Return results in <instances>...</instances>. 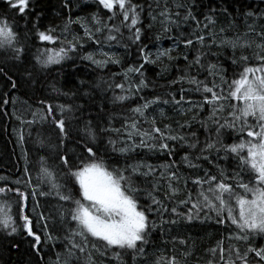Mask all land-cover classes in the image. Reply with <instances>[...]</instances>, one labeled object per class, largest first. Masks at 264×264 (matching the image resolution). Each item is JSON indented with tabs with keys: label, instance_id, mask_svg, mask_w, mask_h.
I'll return each mask as SVG.
<instances>
[{
	"label": "trees",
	"instance_id": "trees-1",
	"mask_svg": "<svg viewBox=\"0 0 264 264\" xmlns=\"http://www.w3.org/2000/svg\"><path fill=\"white\" fill-rule=\"evenodd\" d=\"M133 2L143 5L141 23L137 25L141 28V38L134 44L127 39L128 31L122 29L125 48L114 41H104V32L96 33L93 40L84 35L85 28L95 32L94 16L102 22L113 23L108 21L111 13L98 0H30V10H26L23 17L9 8L5 0H0V18L6 17L10 24H14V30L19 34V46L23 48L18 59L10 49H0V101L5 98L9 101L7 105L0 103V187L19 188L27 192L29 199L25 214L35 207L37 213L47 218V231L53 236L51 241H46L40 232L42 243L37 254L32 247V238L19 229L22 221L19 219L18 197L14 192L0 197V207L7 201L18 227V231L11 234L10 230L0 227V264H66V261L69 264H157V261L166 264L165 258L172 256L180 264H209V261L226 264L230 259H236L234 254L230 255V248L243 253L249 247H264V235L241 232L227 219L218 223L216 214L207 209L200 212L198 219L191 220L171 213L172 207H177L179 213H186L190 205H180V201L187 199L189 194L193 201L196 200L200 189L193 184V180L205 178V173L233 185L241 180L247 182V169L240 165L235 154L226 153L223 148L206 147L207 143H215L217 139L225 146L247 139L239 121L235 122V127L222 128L219 137L216 135L217 121L224 123L230 120V106L236 102L223 100L222 107L214 112L212 106L204 102V97L210 98V94L197 91V85L190 84L188 79L195 77L209 87L214 81L224 88L227 95L228 84L243 66H260L259 57L264 56V46H261L264 45V0ZM165 8L168 10L167 18L160 15ZM189 11L195 20L191 17L184 19ZM119 19L118 16L117 23ZM170 20L176 23H170ZM49 29L55 42L40 41L37 30L47 32ZM199 35L205 37L203 44L196 39ZM187 38L193 40L192 45H185ZM97 39L101 43H96ZM69 41H78L77 47L75 51L68 52L60 63L44 67L37 62V57L45 50H58L66 47ZM229 41L236 42L237 47L233 48ZM140 47L156 62L144 64L141 69L147 86L128 93L116 85L124 84L125 89L129 86L135 89L139 85L140 75L135 72L126 74V69L144 63ZM165 50L170 51L157 59V55ZM103 52L114 54L120 63L97 67L92 61L84 59L89 53L95 59H103ZM197 55L201 57L200 64L194 63ZM242 56L248 57V60H241ZM210 65H216L211 75L208 71ZM12 81L16 85L14 88ZM120 95H129V99L119 101L116 97ZM181 96L184 99L179 104L172 99L180 100ZM155 97H159L160 102L152 104L145 116L149 119L155 117L156 126L161 129L165 125L170 126L172 134L183 135L185 141H167L173 149L171 155L167 151H150L146 147L121 153L119 149L125 147L123 142L127 141V125L135 116L131 109ZM164 100L169 102L165 104ZM48 104L53 106L54 114L58 105L66 109L71 107V112H64L67 139L60 136L50 118H44ZM89 126L96 132L95 141L86 134ZM148 126L143 124L145 128ZM192 132L196 133L194 138ZM191 143H195L196 147L190 148L188 145ZM84 144L92 146L97 156L112 167L140 164L152 165L155 169L151 175L144 176L141 173L147 168L141 167L132 176L134 184L140 188L138 203L145 208L151 206L152 211L146 212V215L150 223L155 222L156 225L149 232L144 253L138 254L134 261L132 254L126 250L120 251L119 262L112 252L101 255L104 251L102 242L95 238H89L84 253L77 252L71 258L68 256L64 237L75 227L67 215L70 205L60 201L47 183L38 180L40 161L43 159L50 169L57 170L59 183L64 189H70L74 198H79L78 185L63 170L58 156L68 155L71 162L83 153ZM162 165L172 167L162 168ZM25 168L31 178L30 185L25 183ZM171 172L176 175V179L171 181L172 187L178 190L176 195H172L169 189L168 176ZM17 180L19 184L15 183ZM32 189H36L35 202L31 196ZM149 193L169 211H157ZM61 211L64 212L63 220ZM171 220L176 222L171 223ZM33 223H36L35 219ZM40 227L42 225L34 230L39 231ZM242 236L247 238L240 239ZM220 247L224 249L223 261L220 260ZM211 249H217L215 255ZM249 260L252 261L251 254Z\"/></svg>",
	"mask_w": 264,
	"mask_h": 264
},
{
	"label": "snow or ice",
	"instance_id": "snow-or-ice-1",
	"mask_svg": "<svg viewBox=\"0 0 264 264\" xmlns=\"http://www.w3.org/2000/svg\"><path fill=\"white\" fill-rule=\"evenodd\" d=\"M5 3L9 8L16 10L17 14L22 17L26 10H30V0H5ZM98 3L111 13L108 21H113V23L102 22L94 16L93 20L96 24L95 32L93 33L88 28H85L84 31V35L89 40H93L96 33L104 32V41H114L117 44H122V41L125 39L122 29H126L129 33L128 40L134 44L140 41L141 28L137 25L141 23L140 15L143 11V5L134 3L133 0H98ZM160 15L167 18V8ZM176 15L178 16L179 13H176ZM118 16L120 19L117 23L116 19ZM189 17L195 20V17L191 16L190 11L184 19L187 20ZM170 23H176V21L170 20ZM51 31V29L47 32L37 30L36 34L40 41L55 42V38L50 34ZM18 37L19 34L14 30V24H10L6 17L0 18V49H10L17 59L23 52V48L19 46ZM196 39L200 44H203L205 41L203 35L197 36ZM262 39H264V36H262ZM95 42L101 43L98 39ZM77 43L78 41L76 43L69 41L66 47L62 46L55 51L45 50L37 57V62L44 67L54 63L58 64L67 57L68 52L75 51ZM184 43L186 46L192 45L193 40L187 38ZM228 43L233 48L237 47L236 42L229 41ZM80 46L82 47V45ZM122 46L127 47L126 44H122ZM240 46L244 47L245 45ZM169 51L165 50L159 53L157 59L160 56L167 55ZM139 52L142 55L144 63H141L138 67H128L126 69V74L135 72L140 75L139 85H136L135 89L132 86L125 89L124 84L116 85V87L128 93H132L133 90L139 91L141 86H147L141 69L144 68V64L156 62L149 58L150 54L144 53L143 47L139 48ZM101 55L103 59H95L93 54L89 53L84 59L92 61L97 67H104L108 63H120L114 54L103 52ZM200 59V55H197L194 63L200 64ZM241 60L247 61L248 57L242 56ZM259 60L261 61L260 66L242 67L241 71L228 84L227 95H225L224 88L217 85L214 81L212 87H209L203 81H197L195 77L188 79L190 84L197 85V91L210 94V98L208 96L204 97V102L211 105L214 112L222 107L221 101L223 100L236 102L230 106L231 111L229 112V116L231 119L226 120L224 123L217 121L216 135L219 137L222 128L235 127V122L239 121L241 131L246 133L247 139H242L238 143L227 146L217 139L215 143H207L206 147L208 149L217 148V150L223 148L226 153L235 154L239 159L240 165L247 169L248 179L247 182L241 180L233 185L225 183L222 180L218 181L216 176L205 173V178L193 180V184L199 186L200 189L197 192L196 200L193 201L191 194H189L187 199L180 201V205H190L186 213H179L177 212V207H172V214L185 216L191 220L193 218L198 219L200 212L207 209L209 212L216 214L218 223H224L225 219H227L241 232L264 235V56H260ZM233 63H236V61L233 60ZM215 68L216 65L209 66L208 71L210 75L213 74L212 69ZM15 86V82L12 81V87L14 88ZM116 99L125 101L129 99V95H120ZM172 99L175 103L179 104L184 98L181 96L180 100H176L175 97H172ZM158 102H160V98L155 97L153 100L146 101L144 104L131 109L135 116L131 118V123L127 125V141L123 142L125 143V147L119 149L121 153H126L136 147H146L150 151H167L171 155L173 149L170 148L167 141H185L183 135L172 134L170 126L165 125L161 129V127L156 126L155 117L149 119L145 116L146 110L152 104ZM168 102V100L163 101L165 104ZM0 103L7 105L9 101L5 98ZM41 103L43 104L44 102L41 101ZM46 111L47 116L44 118H50L58 129L60 136L67 139L64 112H71V107L66 109L63 105H58L56 114H54L53 106L48 104ZM249 118H251V123H249ZM144 123H147L149 126L147 128L143 127ZM105 131H108V129H105ZM86 134L92 141H95L96 132L90 126L87 127ZM191 136L194 138L196 133L192 132ZM20 139L22 140L23 136ZM109 143L115 145V142L112 140H109ZM188 146L195 148L196 144L191 143ZM114 150H116L115 147ZM58 159L66 174L72 178L75 185H78L77 195L79 198H74L70 189L63 188L59 183L60 177L58 171L50 169L43 159L40 161L41 167L39 169L38 180L47 183L56 192L60 201L67 202L70 205L67 209V215L75 223V227L70 229L64 237V240L67 242L68 256L71 258L75 257L77 252L84 253L89 238H95L97 241L102 242L104 251L101 252V255L105 252H112V255L118 262L121 260V250L129 251L132 254L133 261L138 254L142 255L144 253V245L148 242L149 232L156 225L155 222L150 223L148 215H146V212L152 211L151 206L145 208L138 203L140 188L134 184L132 176L141 167L147 168V171L141 173V175H151L155 170L154 167L152 165L145 166L140 164L122 168L112 167L102 157H98L93 147L89 144H84L83 153L71 162L70 157L65 154L59 155ZM184 159L186 160L187 157ZM160 167L170 168L172 165H162ZM27 172L28 170L25 168V176L27 177L25 183L30 185L31 178L27 176ZM161 175L163 176V172ZM168 179L170 192L172 195H176L178 190L173 188L171 184V181L176 179L175 173H169ZM15 183L19 184L20 181L17 180ZM205 185H207L206 188L204 187ZM10 192H14V195L18 197L19 219L22 221L19 229L26 232L27 236L32 238V247L39 254L42 243L40 232H42L46 241L53 239L51 233L47 231V218L43 214L37 213L35 207L29 210V214H25L29 199L27 192L21 191L19 188L13 190L11 188L0 187V197H7ZM43 194L41 193V195ZM31 196L35 202L36 189H32ZM149 196L152 204L157 206V211L161 213L169 211L151 193H149ZM60 215L63 220L64 212L61 211ZM205 218L208 217L206 216ZM33 219L36 221L35 224L33 223ZM162 222L165 221L162 219ZM170 222L175 223L176 221L171 220ZM41 225L42 227H40L39 231L34 230L37 226ZM0 227L10 230V234L18 231L7 201L0 207ZM77 237L79 238L78 240ZM239 238L246 239L247 236ZM180 243L183 244L184 241H180ZM93 247L95 248L96 245L93 244ZM113 249L117 251H112ZM211 252L215 255L217 249H211ZM219 252L220 260L223 261L224 249L220 247ZM229 253L230 255L234 254L236 259H230L226 264H236L237 261L240 264H253V261L255 264H264V247H249L243 253L239 249L230 248ZM250 254L252 255V261L249 260ZM57 260L59 261V256ZM165 260L166 264H180L175 256L165 258ZM66 264H69V261H66ZM157 264H159V261H157ZM209 264H212V261H209Z\"/></svg>",
	"mask_w": 264,
	"mask_h": 264
},
{
	"label": "rangeland",
	"instance_id": "rangeland-1",
	"mask_svg": "<svg viewBox=\"0 0 264 264\" xmlns=\"http://www.w3.org/2000/svg\"><path fill=\"white\" fill-rule=\"evenodd\" d=\"M39 128H40V129H41V128L43 129V126H40Z\"/></svg>",
	"mask_w": 264,
	"mask_h": 264
}]
</instances>
